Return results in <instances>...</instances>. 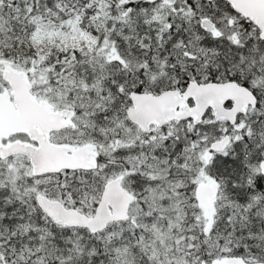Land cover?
<instances>
[{
	"label": "snow or ice",
	"instance_id": "snow-or-ice-1",
	"mask_svg": "<svg viewBox=\"0 0 264 264\" xmlns=\"http://www.w3.org/2000/svg\"><path fill=\"white\" fill-rule=\"evenodd\" d=\"M0 264H264V0H0Z\"/></svg>",
	"mask_w": 264,
	"mask_h": 264
}]
</instances>
